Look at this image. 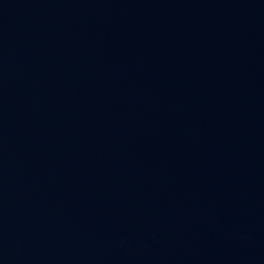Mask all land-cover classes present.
<instances>
[{
    "label": "water",
    "instance_id": "water-1",
    "mask_svg": "<svg viewBox=\"0 0 264 264\" xmlns=\"http://www.w3.org/2000/svg\"><path fill=\"white\" fill-rule=\"evenodd\" d=\"M0 264H264V0H0Z\"/></svg>",
    "mask_w": 264,
    "mask_h": 264
}]
</instances>
